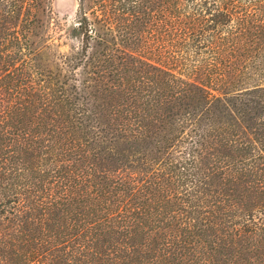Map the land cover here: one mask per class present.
Segmentation results:
<instances>
[{
  "label": "trees",
  "instance_id": "16d2710c",
  "mask_svg": "<svg viewBox=\"0 0 264 264\" xmlns=\"http://www.w3.org/2000/svg\"><path fill=\"white\" fill-rule=\"evenodd\" d=\"M53 5L0 0V264H264V0Z\"/></svg>",
  "mask_w": 264,
  "mask_h": 264
},
{
  "label": "rangeland",
  "instance_id": "374dc122",
  "mask_svg": "<svg viewBox=\"0 0 264 264\" xmlns=\"http://www.w3.org/2000/svg\"><path fill=\"white\" fill-rule=\"evenodd\" d=\"M53 8L54 14L50 21V34L54 38L66 39L65 37L78 22L79 0H54ZM68 49L69 47L64 45L61 51L67 52Z\"/></svg>",
  "mask_w": 264,
  "mask_h": 264
}]
</instances>
